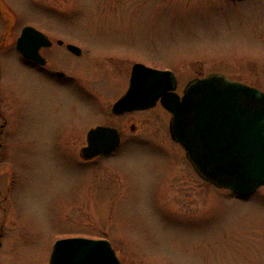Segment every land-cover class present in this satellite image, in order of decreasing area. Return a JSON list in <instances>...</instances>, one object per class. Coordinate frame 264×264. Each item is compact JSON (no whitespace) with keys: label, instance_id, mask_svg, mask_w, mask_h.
Wrapping results in <instances>:
<instances>
[{"label":"rangeland","instance_id":"obj_1","mask_svg":"<svg viewBox=\"0 0 264 264\" xmlns=\"http://www.w3.org/2000/svg\"><path fill=\"white\" fill-rule=\"evenodd\" d=\"M26 24L103 54L73 66L46 50L107 104L125 87L129 64L114 58L123 55L173 70L179 93L210 72L264 91V0H0V264H48L67 236L108 239L122 264H264V186L240 200L201 181L159 103L131 113L132 132L125 116L100 113L121 127V144L81 163L93 100L20 60Z\"/></svg>","mask_w":264,"mask_h":264},{"label":"water","instance_id":"obj_2","mask_svg":"<svg viewBox=\"0 0 264 264\" xmlns=\"http://www.w3.org/2000/svg\"><path fill=\"white\" fill-rule=\"evenodd\" d=\"M15 45L24 58L43 63L38 50L50 41L42 31L25 25ZM67 48L80 52L73 44ZM176 86L172 70L135 62L129 85L112 110L121 113L159 102L170 114L171 138L183 148L200 177L242 196L264 186V91L221 72L190 79L182 94ZM119 141L115 128L93 127L79 156L87 160L108 153ZM48 264L121 261L108 239L70 236L53 242Z\"/></svg>","mask_w":264,"mask_h":264},{"label":"flooded vegetation","instance_id":"obj_3","mask_svg":"<svg viewBox=\"0 0 264 264\" xmlns=\"http://www.w3.org/2000/svg\"><path fill=\"white\" fill-rule=\"evenodd\" d=\"M42 31V30H41ZM49 39L50 41V45L49 46H41L38 50V52L40 53V56L43 57L44 59V62L43 63H39V62H36L34 60H28L24 57L21 56L20 52L15 48L20 60L22 62H24L25 65L29 66L34 75H41V76H44V77H47V78H50L52 79L53 82H55V84H68V85H71L73 86L75 89H73L74 91L76 90L83 98V96L87 97L88 99H92V107H93V111L96 113L95 117L97 118V122L96 123H92L89 127H86L84 128L82 131H84V143L81 144V146L78 148V156H79V150L81 147H83L84 145L87 144L86 142V134L88 132L89 129L93 128V127H96V126H106V127H113L117 130V134L120 138V141H119V144L118 146L111 150L109 153H104V154H99L91 159H88V160H84L82 158H80V156L78 157V159L81 161V163H89L91 162L92 160L96 159L97 157L99 156H109V155H113L115 150L120 146L121 144V134H122V129L119 125H116V124H111L107 121H103L101 120L100 118L101 117H104L105 115L108 116V113H110L112 116L114 117H118V116H125L126 119L128 120L129 119V122L127 123V126H128V130L130 132L134 131L135 130V124L130 121L131 119V113L133 111H144V110H147L148 108H144V109H138V110H126L124 112H121V113H115L113 110H112V107H113V104L116 102V100L122 95L124 94V92L126 91L128 85H129V79H130V75H131V71H132V66L134 64V62H132V59L130 57H128L127 55H123L124 57H120V56H114L115 60H123L124 62L128 63L129 64V68H126L127 70V78H126V81H125V87L123 89V91L113 100L111 101V103H108L107 104V101L108 100H101L99 99L97 96H96V93L92 90L93 88L87 84V80H84L82 78V74L81 73H77V75H71L70 73L68 72H64L63 70L61 69H56L54 68V65L52 64V57L51 56L52 54L47 55L46 53V50H54V51H57L59 52V54H54L55 55V62L59 63L61 60L59 59V57L61 56V50L63 51V53H65L69 58H70V61H71V64L73 66H79L78 64H83L85 62H88V64L91 62L93 64H96L99 62V60H103L105 59L104 58V55L103 54H97L95 52H93V50L89 47H87L86 44L82 43L83 41H79V42H70V41H67L59 36H51L50 34H47L46 32L42 31ZM21 33V29L18 33V36L20 35ZM18 36L16 38H18ZM67 44H73L75 46H77L79 49H80V52L78 54L72 52L71 50H69L67 48ZM56 45V48H53V46ZM84 48V50L86 52H89V54L87 55L88 58L87 59H81V56L83 55L82 53V49L81 47ZM86 48H85V47ZM65 50V51H64ZM93 56V57H92ZM62 57V56H61ZM80 57V58H79ZM92 57V59L90 58ZM100 57V58H98ZM73 59V60H72ZM91 60V61H90ZM120 61V62H121ZM138 62H141V61H138ZM77 63V64H76ZM143 63V62H141ZM145 64V62H144ZM146 65H150L152 66L151 64H148L146 63ZM154 67V66H153ZM170 69V68H169ZM173 71V70H172ZM174 72V71H173ZM174 75L176 77V81H177V86H178V77L176 75V73L174 72ZM205 75V74H204ZM204 75H197V76H193V77H190L186 80L189 81L190 79L192 78H195V77H201V76H204ZM106 76V75H105ZM107 78V77H105ZM111 80V79H109ZM111 82V81H110ZM109 82V83H110ZM185 82V83H186ZM86 84V85H85ZM177 86H176V89H177ZM177 91V90H176ZM179 92V91H177ZM181 92H182V88H181ZM157 104V103H156ZM101 107L103 110H101ZM105 112V113H104ZM100 113H104L105 115L103 116L102 114ZM0 116L2 117V123H0V134L2 133L3 129H4V124L6 123L7 119L4 117V115L2 114V111L0 109ZM101 116V117H100ZM98 121H101V122H98ZM177 144V143H176ZM179 147H181L179 144H177ZM184 157L186 158L185 154H184ZM186 161L189 165V168L191 171H193V173L201 180L203 181L204 183L206 184H211V182L201 178L197 173L196 171L193 169L190 161L186 158ZM171 179V178H170ZM168 180V182L166 183V189L168 188V185H170L171 183V180ZM212 185V184H211ZM167 190H164V195H168L169 193H166ZM179 193V192H178ZM179 194H183L184 196L190 198L192 196V192H189V191H181ZM230 195L235 198V199H240V200H251L253 199L252 196L256 195V193H252V194H249V195H245V196H240V195H237V194H234V193H230ZM194 196H195V193H194ZM193 196V198H194ZM264 197V195L262 196Z\"/></svg>","mask_w":264,"mask_h":264}]
</instances>
